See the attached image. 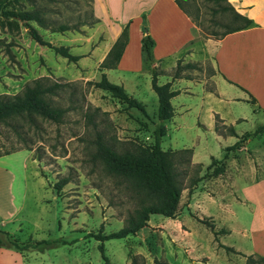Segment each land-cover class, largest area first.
<instances>
[{
    "label": "rangeland",
    "instance_id": "rangeland-1",
    "mask_svg": "<svg viewBox=\"0 0 264 264\" xmlns=\"http://www.w3.org/2000/svg\"><path fill=\"white\" fill-rule=\"evenodd\" d=\"M219 1L222 4L225 2ZM20 6L41 15V23H30L42 39L54 46L68 47L72 54L83 57L76 62L67 61L52 48L32 39L22 23L12 30L0 27V95L15 94L25 84H30L37 78H47L50 83L60 82L61 87L57 88L51 98L55 104L66 108L61 123L39 120L37 128L30 126L27 129L25 125L21 129L16 128L21 132L22 138L26 139L29 149H26L15 131L0 125V153L14 146L19 148L9 153L12 156L1 160V164L14 170L17 183L22 182L21 165L25 164L29 169L30 185L23 210L18 214V217L24 216L26 220L22 223V232L14 231L17 233L12 236L19 242L60 241L42 251L35 248L18 251L23 253L21 255L26 264H103L98 250L100 242L88 234L96 233L100 226L105 234L118 230L137 205L129 196L126 183L107 175L102 164L93 159V140L96 132H101L107 140L116 138L118 142L137 140L150 143L153 126L158 123L155 92L152 91V96L147 92L138 96L146 100L142 101L149 115L146 118L135 108H128L124 101L112 97L110 92L94 87L92 82L98 81L101 76L102 69L98 64L108 52L105 53L107 49L103 48L107 44L104 33L93 16L92 0H20ZM196 7L200 10L203 25L209 24L215 31L222 30L221 21L218 22L220 24L211 22L213 19H222L221 13L212 14L210 11L211 7H216L214 2L191 1L190 12L193 16L196 14ZM60 25H67V29L59 30ZM138 61L132 48L121 65L130 69L137 67ZM143 61L142 59V69L150 70V66ZM210 65L208 60L200 68H189L191 80L199 82L208 78L212 68ZM145 74H140L141 83L146 80ZM205 87L211 90L213 88L209 81ZM207 94L201 92V95L182 96L183 103H191L192 108L188 114L191 127L184 131L174 128L171 120L165 122L166 135L161 143L164 150L189 147L192 151L190 160L181 163L179 168H187L188 176L198 173V170L199 175L203 176L190 195L187 187L180 194L178 215L187 214L194 221L193 227L187 228L183 224L181 230L185 236L172 240L171 236L175 234L173 229H169V235L163 233V221L168 222L170 218L153 213L146 226L136 234L104 241L110 264H131V256L135 257L134 264H170L171 259L179 257L178 249H181L184 260L189 259L195 264L208 261L204 256V249L213 246L210 229L195 218L208 219L209 213L215 217L223 216L224 211L220 206L214 205L213 201L218 203L219 195L225 191L231 195L234 193L232 196L238 195L234 185L230 186L231 176H235V156L232 163L220 159L225 148L233 143L225 144L234 139L229 138L228 143L214 141L209 132L212 135L220 134L223 138L235 132L229 130L232 126H224L220 120L215 122L213 132L201 122L207 124L208 108L215 107L213 110L220 109L225 118H245L234 127L238 131L251 132L264 123V107L242 100L217 101L213 95L207 97ZM201 106L200 110H196ZM197 111L200 112L199 115L196 114ZM197 120L200 121L197 123ZM248 137H243L242 134L236 141L241 140L243 145ZM256 144L264 147V134L261 137L252 135L248 148L252 149ZM230 155H235V151H229L228 156ZM212 159H220L217 165L221 164L224 169L217 176L213 175L214 165L207 169ZM197 164L201 168L198 169ZM30 173L34 176V181ZM62 177H66L68 182L58 189L56 182ZM35 183H40L42 188ZM242 192L245 196L248 194L247 191ZM231 203L233 209L239 212L238 217H243L248 227L252 226L250 209L247 206L240 208L235 200ZM209 204L212 206L210 212ZM5 230L0 226V231ZM248 236L250 237L249 233ZM4 248L17 251L13 247Z\"/></svg>",
    "mask_w": 264,
    "mask_h": 264
},
{
    "label": "crops",
    "instance_id": "crops-1",
    "mask_svg": "<svg viewBox=\"0 0 264 264\" xmlns=\"http://www.w3.org/2000/svg\"><path fill=\"white\" fill-rule=\"evenodd\" d=\"M227 1L238 13L251 19L252 25L214 39L203 37L199 33V27L192 20V16L185 13L173 0H92L94 19L104 33V41H107L103 47L107 49L105 53L116 41L121 29L125 25L128 26V42L116 68L102 69L101 73L104 72L111 82L122 84L127 94L141 102L146 100L138 96L144 92L152 96V91H155L151 87L150 70L142 69L141 66L143 59L141 41L144 34L148 33L154 43L150 65L160 71L158 83L171 82V88L178 91V94L170 98L174 108V115L170 120L174 128L186 131V128L191 127L192 123L188 118L189 110L192 108L191 103L182 102V96L186 94L201 95L203 92V94L208 93L207 97L213 95L217 101L226 102L236 100L250 102V98H253L255 99L253 103L264 107V0ZM132 48L136 53V61L138 59L139 61L136 64L137 67L127 69L121 63ZM208 60L212 67L207 75L208 78L205 77L199 82L192 81L189 74L191 67H186L180 77L172 80L177 62L180 61L181 65L191 62L196 65L195 68H200V65ZM117 70L119 73L116 74ZM141 73H146L144 83L139 81ZM208 81L212 83V90L205 87ZM156 94L155 92L158 106ZM213 109L215 107L208 108L207 124L204 121L201 123L213 132L215 122L220 120L222 125L232 126L235 134L223 138L220 134L212 135L209 132L212 140L227 142L229 138H233L232 142H227L228 144L225 145L234 144L238 136L250 132L238 131L234 127L245 118H225L220 109ZM196 114L199 115L200 112L197 111ZM198 121L200 120H197V123ZM262 134L264 131L252 135L261 137ZM251 137L246 138L244 144L234 150L235 155H227L225 159L227 163H232L235 158V176H231L230 186L234 185L238 195L232 196L234 193L231 195L230 192L225 191L219 195L218 203L216 200L213 201L214 205L220 206V209L224 211V215L215 217L209 213L208 219L215 224L214 230L218 231L220 228L226 231L220 232L219 230L217 242L210 230V241L213 242V246L208 247L207 250L204 249V256L208 260L206 264H245V257L227 252L223 247H219L218 243L232 247L246 255L264 256V147L256 144L252 146V149L248 148ZM10 156L12 155L0 156V226L6 228L5 231L9 234L16 235L17 232L14 231L22 232V223L26 220L24 216L18 217V214L23 210L25 195L30 185L29 169L27 165H21L22 182L17 183L18 179L15 177L14 170L8 165L1 164L3 163L1 160ZM30 176L34 181L31 173ZM35 185L41 186L40 183H35ZM224 189L227 190V187ZM242 190L247 191L248 196H245ZM232 200L239 203L240 208L247 206L250 209L253 217L252 226L248 227L247 221L243 217H238L239 212L233 209ZM211 207L210 205L209 212ZM186 215L170 218L168 222L163 221V233L169 235V229H173L175 234L171 236L172 240L183 238L185 236L181 230L183 224L187 228H192L194 225V221ZM225 238L228 240L225 241ZM21 254L23 255L22 252L0 247V264H26ZM177 254L179 257L175 260L171 259L170 264H195L189 259H182L181 249L177 250Z\"/></svg>",
    "mask_w": 264,
    "mask_h": 264
},
{
    "label": "trees",
    "instance_id": "trees-1",
    "mask_svg": "<svg viewBox=\"0 0 264 264\" xmlns=\"http://www.w3.org/2000/svg\"><path fill=\"white\" fill-rule=\"evenodd\" d=\"M176 4L189 15L192 16V20L200 28V34L203 37H211L219 39L220 37L227 35L228 33L248 28L252 25V20L248 17L238 13L234 7L227 0L223 4L219 0H209L214 2L216 7H211L212 14H222V19H213L211 22L220 24L223 26L222 30L215 31L212 26L203 25L200 18L201 13L198 7H196V14L193 16L190 12L191 1L194 0H173ZM225 21L222 22V20ZM31 21L42 22V17L37 11L22 9L20 6V0H0V27L12 30L17 28L19 23H22L32 39L41 45H46L52 48L55 53L66 58L69 62H76L82 56L72 54L68 47L61 45H52L50 42L42 39L39 33L31 25ZM128 26L125 25L120 32V35L116 41L112 44L106 57L98 64L101 69H114L118 60L122 56V52L128 42L127 34ZM58 29L63 31L67 29V25H60ZM145 33V29H142ZM153 39L148 33H145L141 41V50L143 53L144 64L147 63L150 66L151 73V87L157 93L158 106L156 110V118L158 123L153 126L152 129V141L150 143H143L137 140L121 141L118 142L116 138L108 139L101 132H96V136L93 140L95 151L93 159L102 164L105 173L111 177L122 180L126 183L128 194L135 200L137 207L133 213L129 214L124 220V224L118 228V230L103 233L101 226L96 233H89V237H93L100 243L98 250L100 251V258L103 264H110L105 252L104 241L114 238H126L130 235L136 234L141 228L146 226L150 215L153 213L162 215L168 218H175L179 214V202L180 194L183 189L188 188V195L193 192L196 185L202 180L203 176L198 173L188 176L187 168L180 169L179 166L183 162H188L191 157V149L189 147L176 149V150H164L162 148V139L166 135L165 121L170 120L174 115V108L171 103V97L178 94V91L171 88V82L163 84L158 83V76L160 71L157 68L151 67L152 61V47ZM180 62V61H179ZM176 63V67L172 74V80L180 77L181 72L186 67L195 68L196 65L191 62L181 65ZM213 72V71H212ZM92 84L96 88H101L110 92L112 97L122 100L126 103L128 108H135L143 116L149 118L143 102L131 97L125 91L124 86L111 82L104 72L101 73V77L98 81H93ZM61 87L60 82H48L47 78H37L30 84H25L23 89L12 95H0V125L7 126L15 131L26 149H29V144L22 138L21 132L16 128L21 129L23 125L26 128L30 126L37 128L39 120H45L52 123L63 121L66 113V108L55 104L51 96L55 95L57 88ZM255 99L250 98V102H254ZM232 128V127H231ZM229 128V130H232ZM264 131V123L246 133L243 137L252 136V134H259ZM232 132V131H231ZM241 146V140H238L233 145L225 148V153L221 160L227 158L228 152L236 150ZM16 146L11 147L0 153V156L9 154L18 150ZM217 159L210 161L207 169L214 165L213 175L217 176L220 172H223V166L217 165ZM198 169L201 168L199 164ZM186 177V182H185ZM68 179L66 177L60 178L56 184L57 188H62ZM198 222L206 225L214 234L215 240L218 242L217 234L225 232L226 230L220 229L214 230L215 224L212 220L207 218H195ZM58 240H40L36 242H19L11 234L6 231H0V247H13L17 251L24 249H38L44 250L45 248L59 243ZM62 243H65L62 241ZM219 247H223L227 252L240 254L244 259L245 264H264V256L246 255L233 249L232 247L218 243ZM135 259L131 256V264ZM167 264V263H163Z\"/></svg>",
    "mask_w": 264,
    "mask_h": 264
}]
</instances>
